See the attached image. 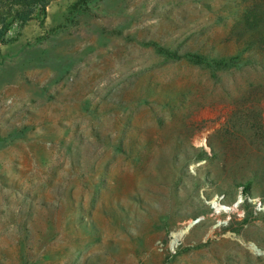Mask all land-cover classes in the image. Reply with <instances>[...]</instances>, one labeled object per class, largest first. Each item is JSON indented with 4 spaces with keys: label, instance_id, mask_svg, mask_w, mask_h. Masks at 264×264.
I'll use <instances>...</instances> for the list:
<instances>
[{
    "label": "rangeland",
    "instance_id": "1",
    "mask_svg": "<svg viewBox=\"0 0 264 264\" xmlns=\"http://www.w3.org/2000/svg\"><path fill=\"white\" fill-rule=\"evenodd\" d=\"M253 26L264 0H52L13 28L0 264H264Z\"/></svg>",
    "mask_w": 264,
    "mask_h": 264
},
{
    "label": "trees",
    "instance_id": "2",
    "mask_svg": "<svg viewBox=\"0 0 264 264\" xmlns=\"http://www.w3.org/2000/svg\"><path fill=\"white\" fill-rule=\"evenodd\" d=\"M52 0H0V45L3 44L13 28L21 29L35 16H46L47 8ZM14 22H17L14 27ZM249 35L254 39H235L239 46L241 43L248 45L247 50L255 48L260 53L257 60H261L264 70V30L253 26L248 29ZM243 52H246L245 50ZM170 57H176L173 53H167ZM262 56V57H260ZM251 58V56H249ZM262 58V59H261ZM224 62V61H223Z\"/></svg>",
    "mask_w": 264,
    "mask_h": 264
},
{
    "label": "water",
    "instance_id": "3",
    "mask_svg": "<svg viewBox=\"0 0 264 264\" xmlns=\"http://www.w3.org/2000/svg\"><path fill=\"white\" fill-rule=\"evenodd\" d=\"M198 222V220L194 221L193 223H190L189 225H187V228L185 230H181L179 233L182 234V237L188 232L191 230V228L193 227V225H195L196 223ZM181 242L180 241H177V243L179 244ZM177 247V244H174L173 245V250H175V248Z\"/></svg>",
    "mask_w": 264,
    "mask_h": 264
},
{
    "label": "bare ground",
    "instance_id": "4",
    "mask_svg": "<svg viewBox=\"0 0 264 264\" xmlns=\"http://www.w3.org/2000/svg\"><path fill=\"white\" fill-rule=\"evenodd\" d=\"M216 208H217L218 210H220V207H219V206H217ZM181 235H182V234L179 233V232L173 233L172 248H173V245H174V244H177V245H178L177 241L180 240Z\"/></svg>",
    "mask_w": 264,
    "mask_h": 264
}]
</instances>
